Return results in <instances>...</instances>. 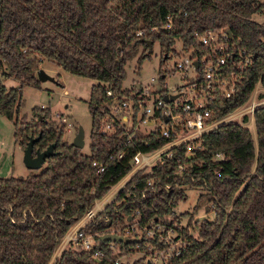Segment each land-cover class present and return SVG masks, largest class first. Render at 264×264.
<instances>
[{"label":"trees","instance_id":"trees-1","mask_svg":"<svg viewBox=\"0 0 264 264\" xmlns=\"http://www.w3.org/2000/svg\"><path fill=\"white\" fill-rule=\"evenodd\" d=\"M263 13L264 0H0V115L13 122V137L23 150L30 138H38L33 154L55 145L40 170L26 177L0 178V264H49L71 227L130 171L131 156L165 143L127 147L126 156L117 160L116 155L126 149L122 130L115 127L110 135L100 132L104 114L99 106L106 90L123 94L125 66L135 59L140 67L150 57L147 41L152 47L158 45L160 75L162 60L175 54L176 42L198 55L203 51L199 38L209 31L226 28L241 41L254 61L233 95L212 106V120L221 119L242 106L257 83L264 88V21L253 20ZM42 59L96 82L88 103V155L64 139V126L45 123L39 108L32 110L37 123L19 121L22 87L38 84ZM160 77L162 95L165 87ZM7 79L18 81L19 86L7 88L3 82ZM252 119L255 138L241 125L222 124L174 148L173 158L151 175L135 174L116 202L81 230L95 234L104 259L95 262L90 253L66 248L53 264H113L114 259L143 251L147 245L160 246L158 240L143 235L140 243H113L119 249L114 255L110 243H102L99 237L120 235L119 228L129 217L163 220L186 201L185 185L202 190L196 205H207L214 218L195 223L197 238L176 228L175 238L184 247L168 264H264V107L257 108ZM93 162L104 164L105 171L97 174ZM189 164L191 169L177 175L178 166ZM131 186H136V199L127 196ZM130 264L146 263L141 257Z\"/></svg>","mask_w":264,"mask_h":264},{"label":"built area","instance_id":"built-area-1","mask_svg":"<svg viewBox=\"0 0 264 264\" xmlns=\"http://www.w3.org/2000/svg\"><path fill=\"white\" fill-rule=\"evenodd\" d=\"M228 31L226 28L209 31L199 38L203 51L198 55H193L191 51L186 52L182 46L179 51L176 49L175 54L171 53L170 55L180 56L182 54V58L174 63L173 71L162 70L161 75L158 73V77L152 78L149 85L133 84L129 89H122L123 94H117L112 89L106 90L105 101L99 106L104 114L100 120V132L102 135H110L114 132L115 127L122 130L126 138L123 146L126 149L116 155L117 160H122L126 156L127 147L135 148L142 145L144 148H149L161 140H164L165 143L154 150L145 152L137 150L130 158V171L114 185L115 189L109 195L107 193L110 190L101 199L96 200L92 208L71 227L63 238L64 243L67 242L68 245L76 249L90 253V259L95 262L104 259L106 254L102 249L96 247L95 234H83L81 230L102 213L108 205L116 202L135 174L151 175L155 168L164 165L173 158L174 148L192 143L204 133L224 124L222 122L234 115L241 117L250 114L253 116L258 104L252 102L243 109L246 102L249 101L248 99L231 114L221 119L212 120V106L218 100H226L233 95L243 77V72L251 67L254 61L253 54L242 46L240 40L234 39L231 33L228 34ZM140 34L139 32L137 36ZM174 71L182 73L183 80L181 84H175L169 90L166 84V75ZM160 76L164 79L165 87V92H162V95L158 91ZM259 87L260 85L257 83L252 94H255ZM262 89L264 90V88ZM164 97H167L166 100ZM189 155L190 150L187 152V156ZM92 167L96 168L97 174L106 169L104 164L97 162H93ZM191 167L192 164L178 166L177 175H181ZM147 185L152 186L150 181ZM130 190L132 192L127 193V196L130 195L136 199V186H131ZM144 195L142 192L141 198H144ZM169 216H173L172 211L163 220L150 222L132 220L130 224L134 222L133 225L136 224L138 229H142L146 238L158 240L161 245H167L170 233L176 237V228L170 226L174 217L169 219ZM127 219H125L126 223ZM129 234L131 232L126 227L125 234L116 235L136 239L143 238V235L130 237ZM176 240L181 242L179 249L183 248V241ZM147 246L151 249L156 247V252H161L160 246ZM108 248L114 255L119 253V249L113 243H110ZM179 249L167 258H159L158 255L151 256L145 259V263L168 264L174 255L179 254ZM129 258L130 255L118 257L114 259L113 264H130Z\"/></svg>","mask_w":264,"mask_h":264},{"label":"rangeland","instance_id":"rangeland-1","mask_svg":"<svg viewBox=\"0 0 264 264\" xmlns=\"http://www.w3.org/2000/svg\"><path fill=\"white\" fill-rule=\"evenodd\" d=\"M253 20L261 23L264 21V13L253 17ZM175 50L181 48V43H175ZM171 54V53H170ZM169 54V55H170ZM168 55V56H169ZM180 56L173 55L167 59L162 60V70L164 69L173 71L174 63H177ZM160 51L158 45L155 43L152 47V51L149 58L142 61L141 66L136 64L135 59L128 62L125 66V79L121 84V88L126 90L133 86V84H140L143 86L149 85L152 78L158 77L160 66ZM140 68V69H139ZM39 70L43 71L52 81H38L37 85H24L21 90L22 106L20 109V119L24 125H28L31 122L37 123L38 119L33 115L32 110L37 109L38 115L44 114L45 123L52 125V127L61 128L64 126V139L71 144L78 128H82L84 131V145L80 149L84 155L89 154L90 144V131H91V116L88 110V103L90 98V88L96 82L87 78L71 75L58 67L55 63H52L46 59H42ZM161 70V71H162ZM162 73V72H161ZM182 73L174 71L166 75V84L168 89L173 88L175 84L182 83ZM4 85L7 88L19 86V82L13 79L3 80ZM255 102L259 107H264V90L259 87L255 94H252L249 101L246 102L243 109ZM242 109V111H243ZM21 117H25L23 120ZM224 124H238L244 128H248L253 138H255L253 119L250 114L238 116L234 115L232 118L222 122ZM14 128L13 122L0 115V178L9 177H26L30 174V170L26 169L23 164V152L20 143L13 137ZM191 148V147H190ZM115 189V186L110 189L108 195ZM182 189L186 193V201L179 203L172 209L173 216H169V219L174 218L172 221L175 228L186 229L187 236L197 238V230L195 223H199L203 220L212 221L214 218L213 212L207 206L198 207L197 199L202 193V190L197 187H191L190 185L182 186ZM107 195V196H108ZM166 217V216H165ZM132 221V220H130ZM124 220L120 234H125L126 227L129 228L131 236L145 235L142 229H138L136 224ZM190 223V224H189ZM187 225H190L187 227ZM133 229V231H132ZM135 232V233H133ZM173 233L169 234V245H160L159 250L156 252V247L151 249L146 246L143 251H138L131 255L128 259L129 263H132L138 258L147 259L151 256L158 255L159 258H167L172 253L176 252L181 247V242L176 240ZM66 248H74L68 243H64V239L60 242L56 248L54 255L49 264H53L61 252ZM164 252V253H163Z\"/></svg>","mask_w":264,"mask_h":264},{"label":"water","instance_id":"water-1","mask_svg":"<svg viewBox=\"0 0 264 264\" xmlns=\"http://www.w3.org/2000/svg\"><path fill=\"white\" fill-rule=\"evenodd\" d=\"M228 34H230V31H228ZM148 47V50L151 51L152 49V43L150 41H147L145 43ZM165 59L167 58V56L164 57ZM36 78L38 81L40 82H44V81H52L51 78H49L43 71L39 70L36 74ZM167 97H164V99L166 100ZM38 140V138H30V140L28 141L26 148L24 149L23 152V164L25 166L26 169L30 170V171H38L42 168V166L44 165L45 161L47 160V158H49L50 156H52L54 154L53 149L55 145H50L47 147V149H45L42 152L36 151L33 154V146L34 143ZM71 145L77 149H81L84 145V131L82 130V128H78L77 133L71 143ZM128 221L131 220V218L129 217L127 219ZM100 241L102 243H121L123 245H130V244H136V243H140L141 239H136V238H128V237H122L113 233H107V234H103L99 237Z\"/></svg>","mask_w":264,"mask_h":264}]
</instances>
